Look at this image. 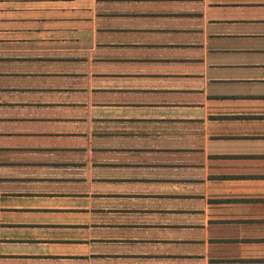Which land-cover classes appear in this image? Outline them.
<instances>
[{
  "label": "crops",
  "instance_id": "crops-1",
  "mask_svg": "<svg viewBox=\"0 0 264 264\" xmlns=\"http://www.w3.org/2000/svg\"><path fill=\"white\" fill-rule=\"evenodd\" d=\"M130 5L137 10V37L152 36L153 48L121 56V63L137 61L135 75L144 86L136 90L135 106H110L135 108L136 116L109 119L136 123V131L117 136L152 145L111 152L152 155L153 162L99 167L153 174L96 176L94 165L80 158L69 164L56 159L63 155L59 150L34 144L43 135H33L32 125L49 117L33 115L34 103H48L34 102L33 93L48 88H34L33 78L56 75L49 65L63 56L50 47L79 38L89 17L115 12L123 18ZM146 6L154 14L148 29ZM146 183L168 185L167 194L148 196ZM178 183L184 184L185 204L193 205L186 209L185 250L154 252L156 257L264 264V0H0V264L137 263L144 230L122 222L115 228L112 210L123 217L127 208L106 203H171L182 194L173 190ZM127 184L141 191L117 190Z\"/></svg>",
  "mask_w": 264,
  "mask_h": 264
},
{
  "label": "rangeland",
  "instance_id": "rangeland-1",
  "mask_svg": "<svg viewBox=\"0 0 264 264\" xmlns=\"http://www.w3.org/2000/svg\"><path fill=\"white\" fill-rule=\"evenodd\" d=\"M123 13L112 14H94L89 17L88 26L82 30V35L78 38H66L68 42L64 45L50 47L49 52H54L62 59H55L58 63H50L49 72L52 75L48 78H33V86L47 87L48 91L44 93H33L34 102L47 101L43 107L34 103V117H49L48 122L34 123L32 132L35 136L43 135L42 139L38 137L34 139V144H42L50 150H59L61 158L67 163L77 158L81 159L84 165H94L96 168L92 172L96 176L110 175L114 171L117 176H146L151 177L153 172L144 170L137 173L134 169H105L100 165L115 164L120 165H136L138 162L145 166L151 165L153 162L152 155L147 156L141 153H118L111 152L117 146L135 147L139 145H152L151 141L126 139L117 136L120 133H127L137 130V124L119 120H111L112 116H136L135 108L127 110L110 106H118L126 104L135 106L137 102L136 90L143 87L144 83L139 81L136 73V62L132 58L126 57L129 63H121V56H136L137 53L152 52V36L137 37V10L135 6L130 5ZM98 15H102L100 18ZM103 16H107L104 18ZM153 12L151 7L145 8V27L151 28L153 24ZM92 20V21H91ZM165 24L167 21L164 22ZM111 26V27H110ZM123 26V33L120 30ZM110 28L112 33H108ZM128 30V35L126 32ZM123 42V43H122ZM51 55V54H50ZM122 66V67H121ZM131 71L132 76L122 78L120 75H105V72H119L120 70ZM132 90L128 94L118 90ZM18 100H24L29 95L16 94ZM142 98V97H140ZM140 100V99H139ZM142 98L141 101H143ZM38 107H35V106ZM18 127H23L18 125ZM28 130V125H27ZM112 134V137H109ZM82 150L76 153V150ZM143 155L145 157H143ZM52 158V156H50ZM161 160H166L162 158ZM118 165V166H120ZM111 166V165H110ZM84 170H82L83 173ZM106 171V172H105ZM167 176V173H158ZM138 185L127 184L126 186L117 187L118 191L133 192L136 194ZM98 186L97 188H99ZM143 188V186L141 185ZM176 188V189H175ZM184 184L173 185V190L177 193V200L169 202L168 199H149L143 205L140 204H117L110 205L106 203L105 207L127 208L125 212L128 214L121 217L119 210L114 212L115 228L120 222L129 227H136L140 224L141 230H144L146 240L141 244L144 249V255L139 261H132L130 264H186L184 260L170 258V256H158L154 254L174 251L178 253L184 252L185 239V223L186 209L192 208L193 205H186L184 197ZM163 192L167 194L168 185L161 189H154L152 183H146L144 193ZM163 195V194H161ZM169 195V194H168ZM156 196V195H152ZM175 196V195H171ZM138 208V210H137ZM199 208V206H198ZM133 229V228H128ZM136 232V231H130ZM140 232V231H139ZM187 232V236H189ZM154 238H161L160 242H153ZM176 243V246L173 245ZM127 247L132 246L131 243L126 244ZM131 248V247H130ZM146 254V255H145ZM180 254H178V258ZM118 264V263H117Z\"/></svg>",
  "mask_w": 264,
  "mask_h": 264
}]
</instances>
